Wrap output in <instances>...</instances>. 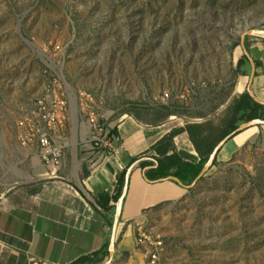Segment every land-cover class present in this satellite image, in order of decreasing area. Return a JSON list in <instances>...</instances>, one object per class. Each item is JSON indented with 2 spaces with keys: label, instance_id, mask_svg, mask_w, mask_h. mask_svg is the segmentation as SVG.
<instances>
[{
  "label": "rangeland",
  "instance_id": "1",
  "mask_svg": "<svg viewBox=\"0 0 264 264\" xmlns=\"http://www.w3.org/2000/svg\"><path fill=\"white\" fill-rule=\"evenodd\" d=\"M246 32L264 38V0H0V175L4 157L22 156L19 125L38 99L65 102L52 136L68 158L91 147V111L109 129L125 115L223 126ZM246 50L264 61L263 41ZM254 127L182 197L146 212L136 238L162 239L159 264H264V123Z\"/></svg>",
  "mask_w": 264,
  "mask_h": 264
},
{
  "label": "crops",
  "instance_id": "2",
  "mask_svg": "<svg viewBox=\"0 0 264 264\" xmlns=\"http://www.w3.org/2000/svg\"><path fill=\"white\" fill-rule=\"evenodd\" d=\"M249 52L254 76L251 79V65L249 75L242 76L247 89L242 88L241 77L237 90L241 94L247 90L264 103L256 88L258 79L261 84L264 81V61ZM259 89L264 95V88ZM174 128V122L152 126L125 115L112 122L113 148L92 150L86 145L78 152L75 146L69 158L62 150V166L55 176L47 175L36 143L16 145L22 156L4 157L0 175V264H70L108 241L109 254L102 264H144L149 248L138 244L136 238L142 218L186 191L169 179L175 176L155 181L148 178V172L158 165L152 146ZM256 132L260 134L259 127L244 129L229 139L218 158H231ZM173 145L184 161L199 162L186 132L176 135ZM122 174L124 185L114 199ZM106 220L112 221L111 225Z\"/></svg>",
  "mask_w": 264,
  "mask_h": 264
},
{
  "label": "trees",
  "instance_id": "3",
  "mask_svg": "<svg viewBox=\"0 0 264 264\" xmlns=\"http://www.w3.org/2000/svg\"><path fill=\"white\" fill-rule=\"evenodd\" d=\"M257 41L264 42V38L247 35L245 38L246 48L249 50V43ZM235 45L238 44L236 43ZM236 66V74H238V76L249 75L251 64L245 54L238 59ZM256 120L264 122V104L257 102L246 90L237 97L230 113L223 122V126L215 127L209 123H187L184 127L172 129L152 146V149L158 155L155 158L158 165L148 172V178L155 181L167 178L168 176H175L183 185H191L209 162L215 147L224 138L232 134L240 125ZM182 132L188 134L196 152L199 154L200 160L198 163L184 161L175 151L173 138ZM240 132H236L229 139H232ZM216 157L217 154L213 159V165H216ZM201 178L202 176L199 179ZM123 185L124 175L122 174L118 178V189L114 194V199H118L120 196ZM107 210H110V208ZM106 223L111 225L110 223H112V221L106 220ZM108 254L109 241L104 243L99 250L90 255H83L70 264H102Z\"/></svg>",
  "mask_w": 264,
  "mask_h": 264
},
{
  "label": "built area",
  "instance_id": "4",
  "mask_svg": "<svg viewBox=\"0 0 264 264\" xmlns=\"http://www.w3.org/2000/svg\"><path fill=\"white\" fill-rule=\"evenodd\" d=\"M84 99L87 94H81ZM89 96V95H88ZM65 102H49L44 99H38L36 109L26 116L20 122L19 140L24 146L36 142L39 147L41 160L43 161L47 175L55 176L62 166V147L58 146L53 139L52 133L62 125L63 113L59 109ZM40 120V124H38ZM91 138V149H111L113 148L112 138L109 137L111 129L105 125H99L94 111L88 115ZM93 156V155H92ZM138 244L146 245L149 251L146 254L144 264H159L160 254L163 250V242L159 236H153L147 233H140L137 238ZM38 264V263H34Z\"/></svg>",
  "mask_w": 264,
  "mask_h": 264
},
{
  "label": "water",
  "instance_id": "5",
  "mask_svg": "<svg viewBox=\"0 0 264 264\" xmlns=\"http://www.w3.org/2000/svg\"><path fill=\"white\" fill-rule=\"evenodd\" d=\"M248 34V32H246L244 35H242V39H241V45L244 49V53L245 55L248 57V59L251 61V65H252V72H251V79L253 78L254 76V70H255V64H254V61L252 60V58L250 57L248 51L246 50L245 48V45H244V40H245V36ZM249 94L259 103L261 104H264L262 101H260L259 99H257L252 93L249 92ZM261 121L260 120H256V121H253V122H250L248 124H242L240 125L232 134L228 135L226 138H224L216 147L215 149L213 150V153L211 154V157H210V160L213 159V157L218 153V151L223 147V145L229 140L230 137H232L236 132H240L242 130H244V128L251 124V123H260ZM209 167V163L205 166V168L202 170V172L200 173V175L198 176V178L191 184V185H188V186H184L181 182H179V180L175 177H169V179L171 180H174L176 181L181 187H186V188H190L191 186H193V184H195L199 178L201 176H203V174L205 173L206 169Z\"/></svg>",
  "mask_w": 264,
  "mask_h": 264
}]
</instances>
